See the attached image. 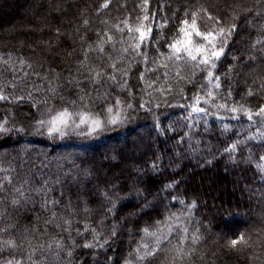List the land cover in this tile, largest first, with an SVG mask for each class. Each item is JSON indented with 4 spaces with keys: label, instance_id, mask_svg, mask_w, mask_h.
I'll list each match as a JSON object with an SVG mask.
<instances>
[{
    "label": "trees",
    "instance_id": "obj_1",
    "mask_svg": "<svg viewBox=\"0 0 264 264\" xmlns=\"http://www.w3.org/2000/svg\"><path fill=\"white\" fill-rule=\"evenodd\" d=\"M104 3L0 0V263L29 264L35 249V264H140L135 250L152 243L141 230L175 214L177 235L146 264H264V0ZM193 11L201 31L218 26L209 14L239 25L212 69L218 88L203 66L169 58ZM145 15L152 39L132 50L129 27ZM41 105L95 115L104 130L45 134L31 116ZM241 105L251 119L231 111ZM110 107L120 122H107ZM137 188L155 211L141 210Z\"/></svg>",
    "mask_w": 264,
    "mask_h": 264
},
{
    "label": "snow or ice",
    "instance_id": "obj_2",
    "mask_svg": "<svg viewBox=\"0 0 264 264\" xmlns=\"http://www.w3.org/2000/svg\"><path fill=\"white\" fill-rule=\"evenodd\" d=\"M145 5L147 4V0H144ZM108 6V0H105V3L101 5V7H107ZM206 11V10H201ZM246 12L251 14L253 11L252 9H246ZM189 15L186 13V16ZM197 16L198 13L193 11L190 13L191 19H184L180 22V28L178 29L179 34L182 38L175 39L173 42L167 45V47L171 50L169 53V58H174L175 60H181L182 58H186L193 62L196 67L203 66L204 71L207 73V80L209 82H212L215 80L217 83L215 84V87H220L219 85V77L215 76L212 69H215L217 67V61L221 59V57L225 54V49L228 45L229 40L233 36L234 32L238 28V24L233 22L230 23L227 26H223V22L220 20L219 17H213L209 14V19L214 20L217 23V28L215 31H201L200 27L197 22ZM150 18L149 16L145 15L143 16L142 20L134 27H129V34L130 39L133 40V44L131 45L132 50H140L142 46L149 42L152 39L153 34V28L150 26ZM85 23H88L85 21ZM165 23H167L165 21ZM193 36L201 38L202 42L197 43L194 42ZM112 37L109 36L108 40H111ZM261 41L257 40L256 43H260ZM104 42H101V48L100 50L103 51V45ZM129 48H124V52H128ZM264 51V50H262ZM140 55L144 56L145 59H147L146 52L140 51ZM183 54V55H182ZM250 59H255V57H250ZM112 68L115 69L116 65L113 64ZM127 75V73H125ZM111 79H115V76H112ZM209 97L212 95L211 92L207 94ZM0 99H5L3 94H0ZM17 99H23L22 97H17ZM83 99V97H81ZM200 97H196V103L193 105V111L195 112H204L205 109L198 106ZM74 103V102H73ZM120 101L117 99V104H119ZM35 106V105H34ZM132 105H129L131 107ZM143 106V105H141ZM225 105H220V107H224ZM233 113L237 112H244L249 119L252 118L253 111L250 108H244L242 105L239 107H233L231 109ZM107 112L109 114L113 113V109L110 107L107 109ZM258 115L264 117V105H261L258 109ZM73 113L70 112L67 108H63L60 111H57L55 115L50 116L49 120L45 122L44 120L37 121L39 125L42 127L45 125V123L48 124V132H59L61 135H64L63 128L67 127L69 125V122L72 121L75 123V121L72 120ZM75 115L80 117L79 123L80 124H86L89 123V133L88 134H95L98 131H103V123L98 118H92L89 113L86 112H78L75 113ZM121 116L119 112L112 114L108 118L109 124H116L121 121ZM79 125H77L78 127ZM0 131H10V129L4 127L3 124H0ZM20 131H23L21 128ZM236 147L235 144L231 145L230 148L234 149ZM227 151V149H226ZM261 160H264V156L260 157ZM262 171H264V167L261 168ZM114 187V186H113ZM165 187H169V185H165ZM132 193H129L131 195ZM135 196L142 201L141 203V210L143 209H149L150 211H155L156 206L152 204L151 201L148 200L149 195H153L152 192H150L147 188L144 189H134ZM102 195L105 197V199L109 200L113 208L115 207L116 201L112 200V198L108 195V192L105 191L102 193ZM172 199H176V197H172ZM16 201H14L15 203ZM182 203V202H181ZM195 202H193L194 204ZM190 205L189 207H191ZM111 211V209H109ZM55 215V214H54ZM171 220H177L178 218L175 217V214H171L169 217H166L164 220H156L154 221V230L149 231L148 227L143 228L141 231L144 233L146 237H150L152 239L151 245L149 243H142L140 246L137 247L135 250L137 253V260L140 262V264H146V261L148 258L153 257L157 254V252L161 249L162 245L167 242L170 237H174L177 235V229L173 226L172 223L169 221ZM65 223H68L70 226V222L66 221ZM185 233L187 232V229L185 228L183 230ZM79 234V233H78ZM112 235H115V231L112 232ZM97 237H94L96 239ZM186 237L180 236L179 240L182 242ZM143 240V238H142ZM244 237L243 234H241L239 237L232 239L230 241V244L235 246L238 242L243 241ZM7 245L18 248L19 245L16 244V241L14 239L8 240L5 242ZM105 243H108V241H105ZM56 246L58 248H63L64 245L61 244L59 240L56 241ZM99 247H104V244L98 245ZM51 247V245H49ZM85 248H91L93 245L91 243H86L83 245ZM2 250V249H0ZM176 252L178 255H183V248L177 247ZM142 253V254H141ZM35 255V249L31 250V253L27 256V259L29 261V264H35V261L33 260V256ZM67 255L69 257L72 256V252L68 251ZM24 256H21L20 259H16L15 257L12 260H6L4 261V264H24ZM111 259V258H109ZM124 264H131V261L125 260Z\"/></svg>",
    "mask_w": 264,
    "mask_h": 264
},
{
    "label": "rangeland",
    "instance_id": "obj_3",
    "mask_svg": "<svg viewBox=\"0 0 264 264\" xmlns=\"http://www.w3.org/2000/svg\"><path fill=\"white\" fill-rule=\"evenodd\" d=\"M14 21H10L9 23V26H11V24L13 23ZM24 27V26H23ZM30 41V40H29ZM33 41V40H31ZM61 109L60 108H56L54 105H41V106H37L36 107V110H34L35 112L31 114V116H35L34 118H36V120L40 121V120H44L45 122H47L50 118V116L52 115H55L57 111H60ZM70 111V110H69ZM72 112L74 115L72 117V120L75 121V123H73L72 121L69 122V125L65 128H63V132L65 133L64 135H61L59 132H53V133H49L48 132V124L45 123V125L42 127L40 125V129L43 133L45 134H48V135H52V136H57V137H66L68 135H72V134H80V133H89V123H86V124H80L79 123V120H80V117L75 115V113H78V112H73V111H70ZM29 114V113H28ZM36 114L38 116H36ZM30 116V115H29ZM92 118H96L97 116L95 115H90ZM103 123V122H102ZM77 125H79L77 127ZM135 152L133 151H129L127 153V155L129 156H133ZM98 172L99 173H103L102 169H98ZM97 172V173H98ZM87 191H89L88 189H83V192L86 193ZM1 264V263H0ZM4 264V263H2Z\"/></svg>",
    "mask_w": 264,
    "mask_h": 264
}]
</instances>
